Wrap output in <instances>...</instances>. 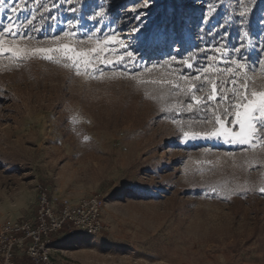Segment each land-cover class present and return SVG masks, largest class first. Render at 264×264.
I'll return each instance as SVG.
<instances>
[{"label":"rangeland","instance_id":"obj_1","mask_svg":"<svg viewBox=\"0 0 264 264\" xmlns=\"http://www.w3.org/2000/svg\"><path fill=\"white\" fill-rule=\"evenodd\" d=\"M72 3L75 13L66 0H6L0 7V29L12 23L20 32L0 37L4 47L29 51L23 57L0 51V225L32 218L40 191L57 203L97 193L104 199L103 230L55 236L53 264H264V187L256 194L218 190L224 180L231 187L248 177L264 182L258 166L264 141L252 146L230 137L185 138L184 132L208 131L159 117L144 100L146 82L194 90L174 67L179 42L193 45L222 11L212 0H148L147 7L143 0ZM133 8L141 9V32L151 33L147 44L124 26ZM96 12L103 13L99 23L89 19ZM76 18L80 27L74 29L68 21ZM112 34L131 43L140 58L135 64L116 63L125 53L116 41L104 43ZM258 39H245L250 52H257L252 45ZM65 44L67 55L55 51L52 60L32 51ZM76 52L87 55L73 67L68 57ZM219 55L220 62L229 60L227 49ZM22 58L34 60L41 72L22 66ZM60 58L67 66L54 71ZM212 60L196 74L205 77L196 103L217 98L206 76ZM245 90L248 98L264 91V64L247 71ZM246 102L233 103L225 128L240 130L234 113Z\"/></svg>","mask_w":264,"mask_h":264},{"label":"trees","instance_id":"obj_2","mask_svg":"<svg viewBox=\"0 0 264 264\" xmlns=\"http://www.w3.org/2000/svg\"><path fill=\"white\" fill-rule=\"evenodd\" d=\"M170 1L173 2L174 0ZM212 1L215 6L222 11L220 15L221 18L215 26H206L203 28L201 39L200 34L197 32L193 45L189 42H179L180 49L178 51L180 55H177L176 59L178 60L174 59V67L178 72L190 78L195 86L194 90L181 89L173 83L165 82H146L144 84L145 102L159 112V117L179 120L184 129L210 131L218 125L215 121L216 116H221L223 120H227L228 123L231 124L232 112L234 110L233 103L238 101L239 96L244 95L246 91L245 88L242 91H236L233 88V81L231 78L233 74H235L237 77L235 81L236 89H239L241 84L245 85L247 81V71L251 69L246 66L238 70L236 64L232 62L234 59H237L236 56H232L227 62H220L218 60L220 57L219 52L216 51L215 48L206 47V45L213 43L212 37L216 36L218 32L223 35L226 31L229 34L227 38L228 46L238 47L240 38L244 32L250 33L255 39L264 35V27H262V22H264V0ZM241 12L246 13L243 19L240 17ZM37 15L38 17H44V14ZM46 23L47 22L44 24ZM216 39L219 40V36H216ZM243 42L246 46V41L244 40ZM154 50H156V48L149 52H153ZM245 55L248 57L249 61L255 62L259 53L258 50L257 52H250L246 46ZM189 57H191V59H189ZM181 58L186 61H192L194 66L187 68L186 65L180 63ZM210 60H212L213 67L206 73V76L209 78L208 83L211 81V83L219 85V91L216 92L217 98L196 103L195 97L201 92V86L205 83V77L196 78V74L199 69ZM19 62L24 67L32 69L36 67V69L41 72V70L34 65V60L22 58ZM43 62L47 65H51L52 63L48 60ZM65 64V60L60 58V60H54V65L51 66L54 67V71H61L66 67ZM247 86L248 89L251 88L250 82H248ZM258 89L261 88L259 87ZM189 105H191V108H189ZM225 112H229V115H224ZM258 166L264 169V152L258 154ZM260 187H264V182L262 184H257L248 177L244 183L237 184L234 187H231L228 180H224L221 186L218 187V190L230 195L234 190L236 193L256 194L259 192ZM21 261H23L24 264H32L30 260L29 262L25 261V258H22Z\"/></svg>","mask_w":264,"mask_h":264},{"label":"snow or ice","instance_id":"obj_3","mask_svg":"<svg viewBox=\"0 0 264 264\" xmlns=\"http://www.w3.org/2000/svg\"><path fill=\"white\" fill-rule=\"evenodd\" d=\"M66 2L69 3L70 7L69 10L75 13L77 11L75 4L72 3V0H66ZM136 3H140V0H136ZM6 4V0H0V7L4 6ZM148 6V0H143V7ZM11 12L15 13L17 12L16 7L11 8ZM132 15L130 18L126 21L125 27L129 28L130 34H135L133 36L134 39L138 41H142L144 44H147L151 33L143 34L141 30L145 27L143 25V16L141 15V9L139 8H133L131 10ZM246 13L241 12L240 17L243 19L244 15ZM103 13L102 12H96L93 16H90L89 19L96 21V23H99L102 19ZM77 23L73 24V22L70 20L68 23L72 25V27L79 28V18H76ZM262 27H264V22H262ZM99 31V30H97ZM11 35L15 38V36H19V26H14L12 23H9L7 26H5L3 29H0V37H3L4 35ZM85 35H88V32H85ZM228 33L225 31L223 35H221L219 32L216 33V36H219V40L216 39V36L212 37L213 43L210 45H206V47L215 48L216 51H220L221 47L226 48L228 50V56L231 58L232 56H236L237 59L232 61L236 64L237 69H243L246 66H248L250 69H254V67L258 64H264V35L261 36L260 39L255 41V43L252 45L253 48H256L258 50V58L255 62L249 61L248 57L245 55L246 46L244 44V40L250 36V33L244 32L243 35L240 38L239 46H232L229 47L227 44V38ZM110 41H116L121 46V49L124 51L125 56L116 61V63L119 64H125L126 62H132L135 64L140 58L136 55L135 51L129 50L132 48L131 43H125V39L121 37L120 39H117L115 34L112 35H106V38L104 40L105 44H108ZM171 47V45H170ZM64 51L65 55H67V52L69 51L68 45H63L62 49H53V48H37L32 50L33 53H42L43 58H46L48 60H52L53 56L50 55V53H53L55 51ZM102 51V49H100ZM0 51H11L13 54L17 57H23L28 56L29 51L27 49V46H24L23 48L17 47V48H5L4 47V41L3 39H0ZM96 50L94 49L93 52ZM223 54V53H221ZM87 53L84 52H76L74 56L68 57L69 60L73 61V67H76V65L79 64L80 59H83ZM177 55L179 56L180 53L177 51ZM79 58V59H77ZM191 59V57H189ZM243 61V62H239ZM85 66H87L90 61L85 60ZM105 63H112V61L105 60ZM180 63L183 65H186L187 67H193L194 64H189L186 60H183L181 58ZM67 66V65H66ZM77 74H79V68L77 67ZM233 81V88L236 91H242L245 88V85L241 84L239 89H236V79L237 77L235 74L232 76ZM211 83V81H209ZM213 92L219 91V85L213 84L212 85ZM239 99L241 101L247 100L246 103H242V110H237L235 115V124L239 126V131L235 132L232 129L225 128L224 126V120L221 116H216L215 121L219 124L218 128H213L212 130L206 132L203 136H200L199 134H193V136L189 137L188 132H184L183 136L185 138H201V139H212V138H219V137H230L229 142H238L241 145H249L252 146L255 145V141L257 139L264 141V91H251L250 92V98L245 97L243 95L239 96ZM235 107L240 108L241 105H236ZM189 108H191V105H189ZM230 111V110H229ZM224 115H229V112H225ZM87 139V137H85ZM261 192H264V188L260 189Z\"/></svg>","mask_w":264,"mask_h":264},{"label":"built area","instance_id":"obj_4","mask_svg":"<svg viewBox=\"0 0 264 264\" xmlns=\"http://www.w3.org/2000/svg\"><path fill=\"white\" fill-rule=\"evenodd\" d=\"M103 209L104 199L97 193L76 203H57L40 191L32 218L0 225V264H16L20 251L32 264H53L54 237L63 231L98 234L104 228Z\"/></svg>","mask_w":264,"mask_h":264},{"label":"crops","instance_id":"obj_5","mask_svg":"<svg viewBox=\"0 0 264 264\" xmlns=\"http://www.w3.org/2000/svg\"><path fill=\"white\" fill-rule=\"evenodd\" d=\"M23 256H25L24 254H23V252H18V254H17V258H16V264H24L23 263V261H21V259L23 258Z\"/></svg>","mask_w":264,"mask_h":264}]
</instances>
